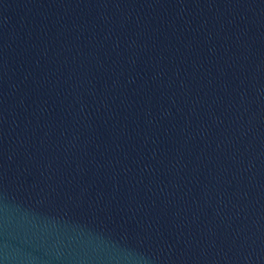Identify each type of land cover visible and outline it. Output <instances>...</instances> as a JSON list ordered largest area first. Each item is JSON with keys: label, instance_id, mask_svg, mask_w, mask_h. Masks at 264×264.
Here are the masks:
<instances>
[{"label": "water", "instance_id": "1", "mask_svg": "<svg viewBox=\"0 0 264 264\" xmlns=\"http://www.w3.org/2000/svg\"><path fill=\"white\" fill-rule=\"evenodd\" d=\"M0 264H264V0H0Z\"/></svg>", "mask_w": 264, "mask_h": 264}]
</instances>
